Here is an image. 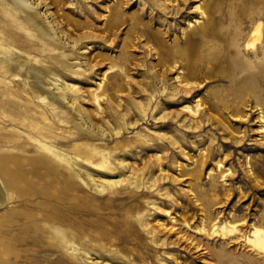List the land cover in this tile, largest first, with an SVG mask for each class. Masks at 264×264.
<instances>
[{
	"label": "rangeland",
	"instance_id": "rangeland-1",
	"mask_svg": "<svg viewBox=\"0 0 264 264\" xmlns=\"http://www.w3.org/2000/svg\"><path fill=\"white\" fill-rule=\"evenodd\" d=\"M46 2L68 46L0 0V231L14 264H264L247 242L264 229V0L191 5L241 43L262 24L258 50L240 46L234 80L226 63L187 66L200 12L170 30L140 1ZM24 61L75 86L80 112L24 79ZM223 226L236 232L213 233Z\"/></svg>",
	"mask_w": 264,
	"mask_h": 264
},
{
	"label": "bare ground",
	"instance_id": "bare-ground-1",
	"mask_svg": "<svg viewBox=\"0 0 264 264\" xmlns=\"http://www.w3.org/2000/svg\"><path fill=\"white\" fill-rule=\"evenodd\" d=\"M6 1L7 3L10 2L12 4L17 5L26 11V16L24 15V19L26 20L28 19L32 21V29L35 30L38 33V35H40L41 37L47 36L48 38H51L50 42L51 40L52 41L56 40L60 43L66 44L65 41H62L64 40V37L60 35L61 32L58 31L57 29L58 25L56 24V21L54 22V20H52V15L49 12L48 3L46 2V0H6ZM68 1H70L71 6H74L76 4L81 5L84 3H90L93 0H68ZM128 1L134 2V4L140 1L139 4L142 5L141 10L143 12L147 9L152 14L165 18V20H173V22H169L171 23L169 24L170 30L176 29V25H178L177 20H179L180 18H183L184 15H186L187 17H191V15L194 16L195 13L200 12V15L202 16V18L207 19L206 22H199V27H196L195 29L187 32L184 37V43L187 49L185 48L182 53H184V55L186 56L185 60L187 61V66H189L190 68L192 67L194 70L197 68V65L195 66L193 65L194 60H198L200 63H206L208 60H211L210 62L215 67L219 66L220 68H221V65L226 63L227 68L225 71L226 73L225 75L234 80L236 79L238 75H242L245 72L244 65L241 64V60L239 59L240 46L241 45L243 46V49L245 52H247L248 50H252L253 52H255L256 50H258L259 45H261L263 42V26L261 23H258L253 28L252 32L248 35L247 39H245L244 42L241 43L239 39L237 38V35H235L236 37H234L230 35L229 32H225L218 28L219 20L215 13L212 14L211 11H208V10L207 12L202 11V7L200 6H195L193 10H190L192 9L191 5H193L194 3H198L200 0H167V1L128 0ZM188 10L190 11L188 12ZM201 23L202 25H200ZM231 34H233V32H231ZM74 44H77V42ZM220 45H222L225 51L221 52V50L219 49ZM202 50L203 52H205V54H203ZM70 51L72 52V50ZM234 53L236 55H234ZM24 63L25 61L19 64L23 70V73L22 74L20 73V74L23 76L24 79L26 80L28 79L29 83L32 84V86H34L37 90H41L44 84L48 83L47 84L48 86H53V92H54L53 94L55 95V97H52L53 100L65 104V106L73 110V112H77V113L80 112V110L77 109V99L72 96L73 93H75V90H74L75 86L71 85V83L70 84L63 83V85L62 84L57 85L56 82H58L57 80L58 75L52 74L48 70H45V69L43 70L35 65L29 66L28 63H25V64ZM5 65L8 66L7 64ZM10 69H11V65H10ZM182 83H185V81H182ZM184 86L186 87V89L188 88L187 91L190 89L189 83L184 84ZM162 90L165 91L166 86H162ZM175 93H178V91L176 92L175 90ZM94 101L96 103L97 102L99 103L100 98L98 96H94ZM185 109L188 110V108H185ZM189 111L192 112L190 108H189ZM194 114H198V112H195ZM260 121L262 122L263 119H261ZM183 122H185V120H183ZM200 126H201V121L198 122L196 129L199 128ZM188 127L192 128V126H188ZM93 129L94 128H92V130ZM110 131L111 133H109V136L110 135L113 136L112 130ZM259 131L260 132L258 134L261 135V138L258 139V143L264 146V127H261ZM239 133H242L241 136L243 135V137L247 136L246 131L244 132L242 131ZM104 134H106L105 131L101 130V135L103 137L105 136ZM116 134L117 133H115V135ZM240 141L241 140L239 139L236 142H240ZM48 151L52 152L51 150H48ZM121 166H123L122 163H121ZM218 166H221V165L218 164ZM249 171L252 172L251 169H249ZM73 173H75L76 175H78V177H81V178L84 175L82 172L80 173V171H76V172L74 171ZM220 175L224 176L225 172L222 171ZM83 177H84L83 178L84 182H86L89 187L95 188V190H97V187L95 186V181L90 176H83ZM97 191L102 192V190H97ZM3 198L4 197L0 193V207L6 203L5 202L6 200L4 201L5 198L4 199ZM217 231H219L221 235L225 236L229 233L236 232V227L235 226L215 227L213 230V233ZM58 237L60 238V242L63 243L64 245H71V241L68 240L66 237L64 236L60 237L59 235ZM247 242L249 246L252 247V249L257 251L256 253L264 257V229L255 228L253 232L250 234V236L247 237ZM86 254H88V252H86ZM18 255L19 254H17L16 251H14L11 243L9 242V239L5 238L3 233L0 231V264H14L13 256H18ZM95 264H98V263L95 262Z\"/></svg>",
	"mask_w": 264,
	"mask_h": 264
}]
</instances>
